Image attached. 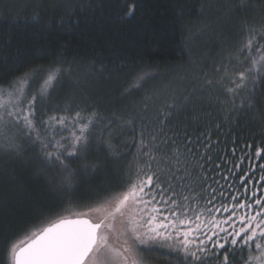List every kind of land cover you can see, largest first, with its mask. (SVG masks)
<instances>
[{
	"label": "trees",
	"instance_id": "1",
	"mask_svg": "<svg viewBox=\"0 0 264 264\" xmlns=\"http://www.w3.org/2000/svg\"><path fill=\"white\" fill-rule=\"evenodd\" d=\"M130 3L136 8L128 16ZM262 26L264 0H249L248 7L239 0H0V88L24 86L27 99L35 95L38 120L80 110L95 112L100 121L82 158L65 160L69 171L47 162L40 146L24 137L15 138V147L0 137V264H12L11 241L60 217L77 218L99 195L115 193L129 179L136 149L124 141L135 134L126 130L111 141L120 153L114 156L107 146L109 120H130L138 133L145 105L156 114L175 104L158 133L167 140L161 147L188 155L189 138L193 166L209 136L214 147L205 168L232 147L238 154L247 145L253 152L264 148V85H257L251 107L241 96L236 105L243 100L244 107L233 110L220 84L209 89L200 82L204 76L222 79L215 68L231 70L229 60L246 30ZM50 75L55 79L42 91ZM160 253L145 250L137 259L179 264Z\"/></svg>",
	"mask_w": 264,
	"mask_h": 264
},
{
	"label": "snow or ice",
	"instance_id": "2",
	"mask_svg": "<svg viewBox=\"0 0 264 264\" xmlns=\"http://www.w3.org/2000/svg\"><path fill=\"white\" fill-rule=\"evenodd\" d=\"M239 6L248 7L249 0H239ZM135 8L128 4L127 15ZM72 14L68 8L65 15L70 19ZM33 20L41 22L38 15ZM60 22L66 23L63 17ZM229 64L231 70L215 68L222 79L204 76L200 82L209 89L220 84L233 110L244 107L243 100L236 105L241 96L251 107L257 85H264V26L246 30ZM36 103L35 95L14 100L12 92L0 88V137L12 147L17 136L24 137L40 146L47 162L69 171L65 160L82 158L100 123L97 114L65 110L38 120ZM175 111L176 105L168 104L150 114L145 105L138 133L130 120L107 121V146L114 156L120 153L111 141H119L126 130L135 134L131 142L124 141L136 149L129 179L115 193L99 195L77 218L60 217L11 241L12 264H138L140 253L154 248L179 264H264V148L253 152L247 145L238 154L232 147L205 168L212 163L209 136L193 166L189 138L188 155L161 147L167 140L158 133Z\"/></svg>",
	"mask_w": 264,
	"mask_h": 264
},
{
	"label": "rangeland",
	"instance_id": "3",
	"mask_svg": "<svg viewBox=\"0 0 264 264\" xmlns=\"http://www.w3.org/2000/svg\"><path fill=\"white\" fill-rule=\"evenodd\" d=\"M55 77V76H54ZM55 79V78H54ZM54 79H49V77L43 82V84H42V86H41V88L40 89H42V88H44L45 89V87H46V85H48V84H50ZM42 91H43V89H42ZM13 93V99L15 100V98L16 97H18V96H21L22 97V99L23 100H26L27 99V96H26V94H25V92H24V86H21L20 88H17V90L16 91H14V92H12ZM7 100V96H5V101ZM93 215H95V214H93ZM138 264H139V262H138Z\"/></svg>",
	"mask_w": 264,
	"mask_h": 264
},
{
	"label": "water",
	"instance_id": "4",
	"mask_svg": "<svg viewBox=\"0 0 264 264\" xmlns=\"http://www.w3.org/2000/svg\"><path fill=\"white\" fill-rule=\"evenodd\" d=\"M73 219H75V218H73Z\"/></svg>",
	"mask_w": 264,
	"mask_h": 264
}]
</instances>
